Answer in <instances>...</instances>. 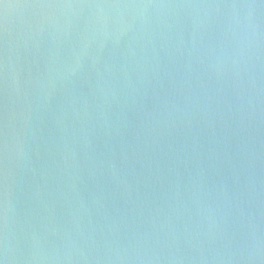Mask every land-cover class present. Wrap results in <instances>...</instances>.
Listing matches in <instances>:
<instances>
[{
    "label": "water",
    "instance_id": "obj_1",
    "mask_svg": "<svg viewBox=\"0 0 264 264\" xmlns=\"http://www.w3.org/2000/svg\"><path fill=\"white\" fill-rule=\"evenodd\" d=\"M3 264H264V0H2Z\"/></svg>",
    "mask_w": 264,
    "mask_h": 264
},
{
    "label": "snow or ice",
    "instance_id": "obj_2",
    "mask_svg": "<svg viewBox=\"0 0 264 264\" xmlns=\"http://www.w3.org/2000/svg\"><path fill=\"white\" fill-rule=\"evenodd\" d=\"M0 2H2V0H0ZM0 264H3V260H0Z\"/></svg>",
    "mask_w": 264,
    "mask_h": 264
}]
</instances>
